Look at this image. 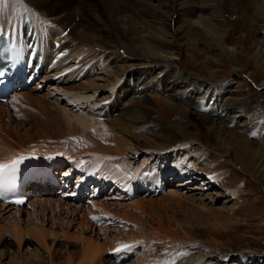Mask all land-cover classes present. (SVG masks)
Masks as SVG:
<instances>
[{
    "label": "bare ground",
    "instance_id": "6f19581e",
    "mask_svg": "<svg viewBox=\"0 0 264 264\" xmlns=\"http://www.w3.org/2000/svg\"><path fill=\"white\" fill-rule=\"evenodd\" d=\"M234 5L239 6L234 11L244 21L249 19L254 28L264 27V0H0V34L10 38L17 54L24 53L28 57L31 51L32 55L36 54L35 62L41 60L36 67L38 70L31 72L36 84L15 91L7 102L0 103V163L21 156L36 159L39 166L55 161L56 169L60 170L57 177L63 186L59 188L64 190L61 194L68 196L69 201L78 202L74 210L81 214L82 227L88 224L96 228L93 216L107 229L108 224L117 221L125 220L131 225L118 227L122 232L118 231L114 237L102 231L106 235L103 241L83 232L75 256L69 252L72 233L68 228L58 230L39 222L23 225L18 218L26 205L17 207L0 201V255L17 247L16 255L24 256L22 244L30 240L43 249L48 260L37 248V257L29 255V262L53 264L55 243L60 240L63 241L60 247L66 253V262L62 264L121 262L119 259H124L140 244L154 243L177 247L179 254L163 262L162 257L143 250L138 260L129 264H222L232 261L231 254L222 247H211L207 256L202 252L186 257L192 244L188 240L189 223L164 228L138 219L133 222L127 216V207L121 206L124 214L119 208L113 212L110 206L116 204L110 205L108 199L92 201L93 209L98 210L96 214L82 199L85 195L98 194L100 189L104 192L116 190V198L131 196L140 190L161 194L170 176L184 178L190 174L193 177L195 172H206L220 164L221 157L239 168L235 157L242 153L252 155V141L233 134V142H227L215 128L225 123L227 129L228 124L238 122L236 129H247V116L259 114L264 102L258 98L251 101L242 91L230 87L213 85L204 92L202 81L192 79L187 69L173 68L170 63L189 43L192 45L203 39L231 53V38L225 36L220 22L222 16L235 14L232 12ZM167 37L170 42L165 44L163 41ZM252 52L264 62L263 37L255 38ZM169 63L170 69H162ZM260 87L264 89V81ZM23 109L28 111L27 119L31 124L26 128L18 122L16 130L15 118ZM156 109L162 111L161 115L180 113L194 117L214 138L215 144L210 145L200 138L198 134L202 131L196 134L189 123H169L166 116L165 120L155 119L150 110L156 112ZM7 115L9 128H5ZM225 133L229 132L225 130ZM42 138L49 140L48 148L35 146ZM262 138L264 142V136ZM255 155L259 166L256 174L253 172L250 176L264 184V147L260 146ZM83 179L85 183L77 187V199L72 198L75 189L70 192L66 188ZM203 180V184L224 186L227 197L240 195L235 180L226 170H217ZM36 192L42 198L27 200L31 208L41 201L59 207L74 203L57 195L59 191L52 185L39 186ZM166 193L164 200L183 205L185 198L180 190L172 188ZM145 201L142 196L132 205L144 211ZM3 210L11 214L5 217ZM10 216L12 219H8ZM75 220L76 215L66 223ZM100 229L105 228L100 226ZM120 243L132 247L118 253L112 251ZM244 259L241 262L247 264L260 261L253 254L245 255ZM16 261L20 264L19 258Z\"/></svg>",
    "mask_w": 264,
    "mask_h": 264
},
{
    "label": "rangeland",
    "instance_id": "374dc122",
    "mask_svg": "<svg viewBox=\"0 0 264 264\" xmlns=\"http://www.w3.org/2000/svg\"><path fill=\"white\" fill-rule=\"evenodd\" d=\"M230 4L233 6V3L230 2ZM237 9H239V6L234 5V7H232V12L235 14L227 17H225V15L222 16V21L220 22L222 24V30L225 32V36L231 38V41L229 42L231 53L227 54L220 48L212 46V44L207 43V40L203 39L201 40L202 42H192V45L189 43V45L186 46L187 49H185L177 59H173V62L170 63L173 68L179 69L182 67L185 68V70L187 69L186 72L192 79L196 78L202 81L204 83V92L209 90L213 85L230 87L233 90L239 92L242 91V94L251 99V101L252 99L258 98L260 101L264 102V89L260 87V84L264 81V62H262L261 59H257L252 52L255 38H264V27L257 26L254 28L249 19L244 21L242 16L240 17L237 15V12L234 11ZM226 20H228L229 23H227ZM169 42V37L163 41L165 44H168ZM212 61H215V63ZM170 63L169 65L164 64L162 69H170ZM253 103L254 102H252L251 105H253ZM156 110V112L150 110L151 116L155 119L157 117L160 120H165L166 115H161L162 111H159V109ZM20 112L21 114H19ZM20 112L15 118L16 122L14 123V129L16 130L18 129V122L25 124L26 128L31 124L30 119H27L29 116L28 111L23 109ZM173 115L166 116V119L170 121L169 123L175 121L189 123L196 134L200 131L203 132L198 134L200 138L204 139V141L207 140L210 145L215 144L214 138L202 128L194 117H185L180 113ZM247 119L249 124L247 129L245 127L244 129H236L238 122L228 124V126H226L228 130L225 129V123L224 125H221L223 128L221 126H216L215 128V131L223 135L224 138H227L225 140L227 142H233L234 135L243 137L246 141L249 140L248 142L252 141L251 143H253L254 146H252V155L242 153L241 155H238L239 157H235L236 163L240 166L239 168L231 166L225 157H221L220 164H215L206 172H195L194 176L192 175L193 177H191L190 174L186 176L187 178L185 176L184 178L170 176L171 180L165 185L164 191L161 194H152L151 192L148 194L146 190H135L136 192L131 196L125 195L116 198L118 196L116 190L104 192L100 189L99 192L101 191V193H95L92 197L89 195L90 197H87L89 200L85 199L83 203L86 204L90 211H95L97 214L98 210L93 209L91 204L92 201L96 200L100 202L102 199H108L110 205L112 203L116 204V206L114 204L110 206L111 211L113 210V212H115L119 208L118 211H121V213L124 214L123 207H127L129 209L127 216L130 220L133 222H135V219L140 221L143 220L146 221L148 225H154L155 227L161 225L164 228H167L170 226L174 227L175 224L189 223L188 226H190L189 229L191 230V239L188 237V240L192 242L188 240L187 242L192 244L189 247V252L187 251L185 254L186 257L190 254L198 255V253L200 254L202 252H206L205 254L207 256L211 247H222L224 251L231 254L232 258V261L223 262L222 264H247L241 262L245 260L244 257L247 254L256 255L260 259V261L254 264H264V184L257 182L250 176L253 172L256 174L258 170L257 167L259 166L255 152L259 151L260 146L264 147L262 138L264 136V108L259 114L253 113L247 116ZM9 125V116L7 115L5 116V128H9ZM225 130L229 133L226 134ZM210 140L212 143H210ZM63 141L67 142L66 140ZM49 145V140L47 141L43 138L42 140L38 139L35 144V146L45 148H48ZM142 159L143 157L140 158V160ZM220 169L226 170L235 180L236 188L240 193L239 196H225L226 192L224 186H221L220 184L218 185V183L203 184L204 178H207L209 174L215 173ZM195 175L197 176L195 177ZM194 178H196V180ZM188 180H191V182L188 183ZM172 188L180 190L182 194L184 193L183 195L185 199L182 206L172 203L170 199L164 200V198H166V192ZM57 195H61L60 197L66 201L68 200L67 202H74L69 201V199H67L68 196L64 197L60 192ZM41 196L40 193L36 194L34 196L35 198H32V201L37 199L41 200ZM142 196H145L146 201L144 202V207L146 208L144 211H139L133 207L132 203L140 200ZM28 204L29 202L25 204L26 206L24 205L25 211L21 213V217L18 218V220L20 219L23 225L39 222V224L44 223L47 227L54 226L58 228V230L63 227H66L65 229L68 228V231L72 233V238L68 241L70 244L69 252L75 256L78 254L80 246L79 238L83 232L88 236L94 235L96 238L99 237L100 240L103 241L106 240V235L103 232H107L111 237H114L118 235V231L120 233L122 232V230H117L118 227L121 228L122 225L125 224L129 225L125 220L124 222L117 221L115 224H108L109 226L107 229L103 224H98V221L95 220L96 228H93L88 224H85L82 227L81 214H77V211L74 210L76 206L79 205L77 201L71 206L65 205L61 207L43 201L36 203L34 208L29 207ZM201 205H204V207L206 206V208L203 209L204 211L202 210ZM1 208L2 206L0 207V210ZM7 210H9V208ZM7 210H3L6 212L5 217H8L11 214V212H7ZM53 210H55V213H53ZM42 212H45V215H42ZM75 215L76 220L74 222H71L70 224L66 223L68 220L72 221ZM10 217L11 218L8 219H12L13 216ZM100 226L107 229V231L105 229L101 230ZM130 226L131 225L128 227ZM192 236L194 240H192ZM55 244L57 248L53 253L54 262L56 264H62L66 262L65 249L60 247L63 244V241L58 240ZM151 246L152 249H149ZM168 246L170 245L163 246L158 243H154L153 245L140 244L139 248L134 249L132 253L125 256L124 259H119L121 262L111 260L112 262L114 261V263L110 261L109 264L132 263V261L134 262V260H138L137 257L139 255L141 256L143 250L144 253L147 252L149 255L154 254L153 256L162 257L163 262L168 259L171 260L174 256H177V253L179 254V249L177 247L171 248V246L168 248ZM16 248L14 247L10 249L12 252H5V255L2 254L3 256L0 255V264H19V262L16 261L17 258L20 259V264H32V262H29L30 260H28V256L32 255V257H37L35 252V249L37 248L40 250L41 255L48 260L43 249L41 250L30 240H26L25 243L22 244L21 248H23V250L25 248L23 251V253H25L24 256L16 255ZM209 264H211V262H209Z\"/></svg>",
    "mask_w": 264,
    "mask_h": 264
},
{
    "label": "snow or ice",
    "instance_id": "6c2138e0",
    "mask_svg": "<svg viewBox=\"0 0 264 264\" xmlns=\"http://www.w3.org/2000/svg\"><path fill=\"white\" fill-rule=\"evenodd\" d=\"M24 157H18V158H14L11 161H9L8 163H0V173H4L6 171H12L15 172L17 166L23 161ZM18 203H23V201H17ZM93 220L98 219V217L93 216L92 217ZM132 247V245L128 244V243H120L118 245V247H116L115 249H113L112 251L114 252H121L124 250H128Z\"/></svg>",
    "mask_w": 264,
    "mask_h": 264
}]
</instances>
